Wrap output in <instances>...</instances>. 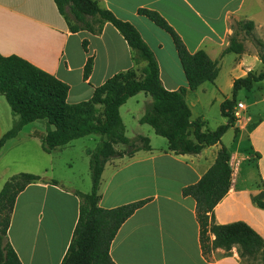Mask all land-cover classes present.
Listing matches in <instances>:
<instances>
[{"label":"crops","instance_id":"obj_1","mask_svg":"<svg viewBox=\"0 0 264 264\" xmlns=\"http://www.w3.org/2000/svg\"><path fill=\"white\" fill-rule=\"evenodd\" d=\"M97 1L103 9L138 30L158 62L160 80L167 91L188 89L183 67L170 35L139 15V9L153 10L164 17L191 54L204 51L212 61L218 62L220 73L216 82L188 91L185 97L192 112L191 121L201 120L204 132L210 131L205 128L207 108L221 106L232 98L235 81L252 71L249 60L261 62L258 55L222 54L230 45L235 24L243 21L237 17L257 23L263 8L262 0ZM0 55L18 56L66 83L70 87V105L89 101L94 91L115 75L128 71L142 75L146 66L144 62H136V55L110 23H106L100 33H72L54 0H0ZM89 59L92 70L85 79ZM129 101L121 107V117L122 109ZM145 104L144 113L132 117L134 130L131 137L123 117L122 120L127 137L131 141L139 137L149 138L152 151L141 150L133 156L114 158L102 175V209L147 201L118 232L110 250L114 263L244 264L238 247L230 251H204L197 203L184 196L183 190L196 185L204 177L215 164L219 151L225 147L233 170L232 186L215 208L214 222L217 225L244 222L264 239V209L258 206V202H264V116L254 117L246 106L243 119L228 130L222 144L205 147L196 156L176 155L169 151L168 141L159 140L164 138L157 136L154 130V134L149 130L145 135L141 132L146 128L140 120L153 102ZM8 109L4 102H0V139L18 120ZM223 119L219 127L228 124V119ZM236 129L239 130L237 134ZM47 130L46 121L28 124L17 138L7 142L0 159L10 149L28 141L37 142L43 150ZM231 133H234L233 144L226 145L224 138L233 136ZM246 133L248 144L244 146ZM24 134L25 138H22ZM73 142L49 155L61 153ZM89 149L85 148L86 155ZM116 149L121 153L128 150L125 146ZM67 166L72 168L71 164ZM109 167L111 171L106 176ZM88 168L90 174V157ZM48 172L46 169L43 173H36L41 181L29 185L18 196L14 207L8 240L22 264L62 263L79 219L80 199L74 193L88 194L72 182L57 179ZM12 177L0 176V192ZM53 181L58 184L52 185ZM211 240H214L213 236Z\"/></svg>","mask_w":264,"mask_h":264},{"label":"trees","instance_id":"obj_2","mask_svg":"<svg viewBox=\"0 0 264 264\" xmlns=\"http://www.w3.org/2000/svg\"><path fill=\"white\" fill-rule=\"evenodd\" d=\"M59 14L72 33L102 32L110 23L123 36L140 61L146 64L142 75L128 71L115 75L94 91L92 99L76 105L68 103L70 87L55 76L39 69L18 56L0 55V95H3L18 120L13 128L0 139V153L7 142L18 137L28 124L46 121L48 124L42 148L51 154L72 141L97 135L102 139L95 149L87 150L90 157L92 189L88 194L75 192L80 199L79 219L72 242L61 264H115L111 246L124 223L142 208L147 201L124 205L115 209H102L101 182L106 165L114 158L133 156L144 150L152 151L150 139L139 137L131 141L126 135L120 109L131 98L144 93L153 99L152 106L141 118L142 125L150 126L157 136L168 141L169 151L176 155H200L205 147L222 144V139L236 124L234 115L238 94L252 91L264 81V56H260L263 71H250L246 77L235 81L233 96L221 105V114L228 124L215 131H203L201 120L191 121L192 112L186 103L188 91H196L205 83L214 84L220 67L204 51L191 54L182 38L158 12L139 9L157 27L168 33L176 48L183 67L188 89L169 92L160 80L158 62L138 30L130 23L118 19L111 11L103 9L97 0H54ZM249 33L255 28L253 21L236 24ZM244 46L236 36L230 38L226 54H244ZM92 61L88 60L84 78L88 79ZM98 106L103 107L99 112ZM239 132L236 129V134ZM136 141L142 145H136ZM117 146L127 147L126 153L118 152ZM233 170L225 147L219 151L212 168L193 186L183 190V195L197 203V218L204 251L222 249L230 251L238 247L244 264L264 254V239L244 222L217 225L214 210L228 195L232 186ZM41 181L39 176L22 173L12 177L0 192V264H22L8 240V231L18 196L32 184ZM56 181L52 185H57ZM264 209V202H258ZM211 236L214 240H211Z\"/></svg>","mask_w":264,"mask_h":264},{"label":"rangeland","instance_id":"obj_3","mask_svg":"<svg viewBox=\"0 0 264 264\" xmlns=\"http://www.w3.org/2000/svg\"><path fill=\"white\" fill-rule=\"evenodd\" d=\"M262 11L261 16L257 20L256 27L249 33L245 29H240L236 24L233 28L231 37L236 36L238 41L244 46V55L253 56L258 55L264 56V0H262ZM238 20L248 21L244 17H237ZM235 56H233L234 58ZM139 62V56H137ZM249 65L252 67L254 72H262L263 65L261 62H256L254 59L249 60ZM0 102H4L6 108L12 113L10 106L3 95H0ZM146 102H153L150 96L144 93L138 94L136 97L131 99L129 103L122 109L123 120L128 127L129 136L133 135L134 121L132 117L134 115H141L145 111ZM237 102H242L248 107V112L254 117L258 115L264 116V82L255 86L254 90L246 91L242 90L238 94ZM99 112L103 111L102 107L98 108ZM207 125L206 129L215 131L219 128L220 121L224 120L221 114V106H213L207 108ZM246 119V118H245ZM141 132L146 134V130L153 133V129L144 125ZM229 137L224 138L226 145L233 144L234 133H231ZM25 138V134L21 135ZM162 138V137H160ZM99 139V136H90L83 139H79L72 143V146L61 153L55 155H49L38 147L37 142L28 141V143L21 144L17 148L10 149L0 159V176L3 178L14 177L16 175L26 173L38 176L36 173H43L48 169V175H54L57 179L64 181H70L75 184L79 189L91 192L92 189V177L91 171L89 174V157L85 154L84 150L86 147L95 149L98 145L95 140ZM165 140V139H159ZM165 142V141H163ZM248 144V133L245 134L243 145ZM136 145H142L141 142L136 141ZM120 149L123 147H119ZM3 151V150H2ZM71 164L70 169L67 165ZM110 167L106 171V176L110 173ZM70 174V176H68ZM70 179V180H69ZM66 186H70V183H65ZM249 264H264V254L259 255L253 260H247Z\"/></svg>","mask_w":264,"mask_h":264},{"label":"built area","instance_id":"obj_4","mask_svg":"<svg viewBox=\"0 0 264 264\" xmlns=\"http://www.w3.org/2000/svg\"><path fill=\"white\" fill-rule=\"evenodd\" d=\"M247 107L244 103L239 102L234 110V115L236 118V123L240 122L243 119V115L246 113Z\"/></svg>","mask_w":264,"mask_h":264}]
</instances>
